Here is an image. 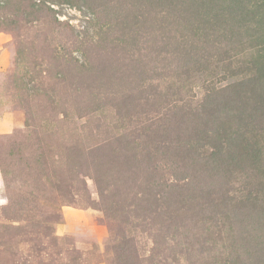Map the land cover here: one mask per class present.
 <instances>
[{"label": "rangeland", "instance_id": "1", "mask_svg": "<svg viewBox=\"0 0 264 264\" xmlns=\"http://www.w3.org/2000/svg\"><path fill=\"white\" fill-rule=\"evenodd\" d=\"M2 53L0 264H264V0H0Z\"/></svg>", "mask_w": 264, "mask_h": 264}, {"label": "crops", "instance_id": "2", "mask_svg": "<svg viewBox=\"0 0 264 264\" xmlns=\"http://www.w3.org/2000/svg\"><path fill=\"white\" fill-rule=\"evenodd\" d=\"M7 60V56L6 54L4 55V53H2L0 55V68H2L5 64ZM6 120V121H4ZM20 120V114L19 113H12L11 115H4L3 117L0 118V128L2 127L3 124H5V126H11V125H15L16 123H19ZM65 217H66V221L67 224L64 225L65 227V232L67 233H71V228L72 227H76V226H81L82 228L85 227V225H83L84 223L83 220L86 218L85 214L82 213V211L75 209V208H69L67 210H65ZM86 223H88V221L86 220ZM90 224V223H88ZM94 226V225H93ZM95 228V229H94ZM91 229V228H90ZM103 231V227H100L98 224H96L92 230H90L89 234H96L99 231ZM80 233L83 232L81 230H78Z\"/></svg>", "mask_w": 264, "mask_h": 264}]
</instances>
